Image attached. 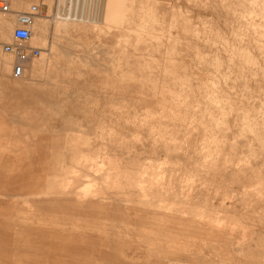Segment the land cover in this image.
Returning a JSON list of instances; mask_svg holds the SVG:
<instances>
[{
	"label": "rangeland",
	"instance_id": "rangeland-1",
	"mask_svg": "<svg viewBox=\"0 0 264 264\" xmlns=\"http://www.w3.org/2000/svg\"><path fill=\"white\" fill-rule=\"evenodd\" d=\"M6 1L0 264H264V0Z\"/></svg>",
	"mask_w": 264,
	"mask_h": 264
},
{
	"label": "crops",
	"instance_id": "crops-1",
	"mask_svg": "<svg viewBox=\"0 0 264 264\" xmlns=\"http://www.w3.org/2000/svg\"><path fill=\"white\" fill-rule=\"evenodd\" d=\"M41 4L39 5L40 8ZM40 11V10H39ZM44 21H45V26H44ZM48 19H46V17H42L41 15H36L33 18V24H32V32H36L37 29H41L43 30L46 29V31L48 30V27L46 26ZM48 25V24H47ZM15 57H18L17 55H14ZM12 56H8V55H0V59H11ZM2 63V61H1ZM53 105V104H51ZM0 111H2V109L0 108ZM64 155V152H62ZM62 157V155H60ZM58 156L56 155H52L51 161H50V170L53 169V167L56 166V160ZM33 166V165H32ZM32 174L33 177L32 179H34L35 181V177L37 176V170L36 168H32ZM53 173L50 171V173L45 176V199H44V203H40L39 207L44 206L45 208V219H44V223L46 225V227L50 228L53 227L54 225H56L58 222H60L61 224H63L64 222H67L68 220L62 215L58 216V214L56 213L55 209L57 207H61L62 209L65 208L66 211H68V198H69V193H61V198L58 199L57 197L54 196V192H55V185L53 183V179H52ZM33 183V182H32ZM37 201V200H36ZM34 206H36V202H34L33 204ZM67 216V214H65ZM254 239V238H253Z\"/></svg>",
	"mask_w": 264,
	"mask_h": 264
},
{
	"label": "built area",
	"instance_id": "built-area-1",
	"mask_svg": "<svg viewBox=\"0 0 264 264\" xmlns=\"http://www.w3.org/2000/svg\"><path fill=\"white\" fill-rule=\"evenodd\" d=\"M8 9V5L5 0H0V11H6ZM36 11V6L31 5L27 10L21 12L17 16L15 27L13 28L12 36L14 39L15 49L17 48V54L19 58H23L25 55L24 50L30 51V56H36L39 54L38 48H31L25 46V43L29 39L30 30H29V23L31 21L32 13ZM12 49L11 45H4V50L9 52ZM18 67L15 68L14 72L17 74L19 73L17 70ZM19 69V68H18Z\"/></svg>",
	"mask_w": 264,
	"mask_h": 264
},
{
	"label": "bare ground",
	"instance_id": "bare-ground-1",
	"mask_svg": "<svg viewBox=\"0 0 264 264\" xmlns=\"http://www.w3.org/2000/svg\"><path fill=\"white\" fill-rule=\"evenodd\" d=\"M6 1V0H5ZM6 3H7V5H8V9L6 10V11H0V12H3V13H5V12H8V11H10V7H9V4H8V2L6 1ZM11 3V2H10ZM33 5V4H32ZM31 6V5H30ZM29 6V7H30ZM36 6V11L34 12V13H32V17H31V21H30V23H29V25H28V27H29V30H30V36H31V25H32V22H33V18L39 13V7L37 6V5H35ZM28 7V8H29ZM27 8V9H28ZM26 9V10H27ZM146 10L145 11H147L148 10V7L147 8H145ZM150 9V8H149ZM13 11V10H12ZM25 11V10H24ZM151 11V10H150ZM21 12H23V11H21ZM21 12H19L18 14H20ZM154 12V11H153ZM147 13H149V11L147 12ZM151 13V12H150ZM11 14V13H10ZM18 14H17V16H18ZM154 14V13H153ZM16 20H17V17H16ZM15 27V26H14ZM13 27V28H14ZM12 32H13V30H12ZM30 36H29V38H30ZM13 37V36H12ZM29 40V39H28ZM27 40V41H28ZM4 47V46H3ZM15 47V46H14ZM14 47H12V49L11 50H13L14 52H15V54H17V48L15 49ZM80 188V187H79ZM84 188H85V186H84ZM76 189V188H75ZM87 193V192H86ZM82 195H83V193H82ZM77 197V196H76ZM82 198H85V197H82ZM79 199H80V197H79ZM8 203V202H7ZM3 204H4V201H3ZM10 204V203H9ZM2 206V205H1Z\"/></svg>",
	"mask_w": 264,
	"mask_h": 264
}]
</instances>
